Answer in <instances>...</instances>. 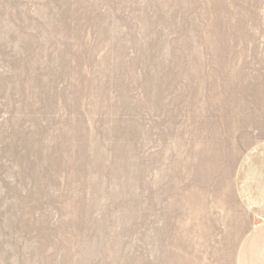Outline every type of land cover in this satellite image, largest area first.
I'll list each match as a JSON object with an SVG mask.
<instances>
[{"label": "rangeland", "instance_id": "374dc122", "mask_svg": "<svg viewBox=\"0 0 264 264\" xmlns=\"http://www.w3.org/2000/svg\"><path fill=\"white\" fill-rule=\"evenodd\" d=\"M264 139V0H0V264H234Z\"/></svg>", "mask_w": 264, "mask_h": 264}, {"label": "crops", "instance_id": "0c3cea01", "mask_svg": "<svg viewBox=\"0 0 264 264\" xmlns=\"http://www.w3.org/2000/svg\"><path fill=\"white\" fill-rule=\"evenodd\" d=\"M235 196L249 218L234 253V264H264V139L238 158L234 173Z\"/></svg>", "mask_w": 264, "mask_h": 264}]
</instances>
